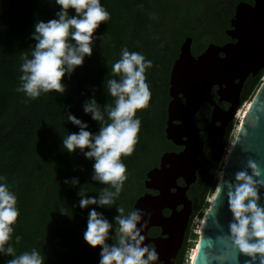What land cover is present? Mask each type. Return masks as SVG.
Wrapping results in <instances>:
<instances>
[{
  "label": "trees",
  "instance_id": "16d2710c",
  "mask_svg": "<svg viewBox=\"0 0 264 264\" xmlns=\"http://www.w3.org/2000/svg\"><path fill=\"white\" fill-rule=\"evenodd\" d=\"M240 1L100 0L110 19L94 33L97 39L91 57L62 79L63 94L29 99L16 91L21 57L30 58L35 22L55 18L59 9L55 0H0V176L17 196L19 216L10 241L17 253L36 248L45 256V264H99V247L92 249L83 238L89 209L79 207L78 189L64 181L78 178L85 194L92 197L106 186L92 181L93 162L79 150L72 154L63 150L62 137L79 131L66 114L87 123L90 132H98L101 122L85 114L82 105L94 97L107 122L103 107L114 101L106 92L107 80L119 79L112 75L111 66L120 58L121 49L141 53L152 62L145 72L149 105L136 114L141 121L137 144L131 156L122 157L127 179L111 209L96 208L112 222L117 206L133 210L136 199L147 192L146 173L158 165L164 152L174 148L165 136L166 110L169 74L181 44L191 37L193 52L199 54L224 37ZM69 14L74 13L69 10ZM263 79L264 70L249 81L242 104ZM212 181L197 186L193 217L205 206V197L214 188ZM16 236L21 237L18 243ZM8 259L0 256V264ZM181 264H185L184 257Z\"/></svg>",
  "mask_w": 264,
  "mask_h": 264
},
{
  "label": "clouds",
  "instance_id": "9594fccd",
  "mask_svg": "<svg viewBox=\"0 0 264 264\" xmlns=\"http://www.w3.org/2000/svg\"><path fill=\"white\" fill-rule=\"evenodd\" d=\"M55 4L59 9L55 18L34 24L31 39L35 44L30 58L21 57L22 75L16 91L29 99L52 92L63 94L66 86L62 79L70 77L86 57H91L94 39H97L94 33L110 19L100 0H55ZM69 10L74 14L70 15ZM151 67L152 62L141 53L130 52L126 47L121 49L120 58L111 66L112 75L119 79L107 80L106 92L114 98L113 105L103 107L107 122L94 97L82 105L85 114L101 122L98 132H90L87 123L71 113L66 114L79 131L62 137L63 150L68 154L79 150L93 162L92 181L106 186L92 197L85 194V185L81 186L78 178L64 181L65 185L78 189L79 207L89 209L83 238L92 249L99 247V264L158 262L155 248L144 243L143 228L147 220L141 210L126 212L124 206H117L112 222L96 210L111 209L127 179L122 157L131 156L137 144L141 121L136 114L149 105L151 93L145 72ZM248 168L251 174L237 172L227 193L232 215L228 231L234 248L248 258L249 264H264V207L260 205L259 195L264 189V179L254 161L248 162ZM3 181L4 177L0 176V256L11 257L6 264H45V256L36 248L17 253L10 243L19 210L15 192ZM20 239L15 237L17 243Z\"/></svg>",
  "mask_w": 264,
  "mask_h": 264
},
{
  "label": "water",
  "instance_id": "95a60500",
  "mask_svg": "<svg viewBox=\"0 0 264 264\" xmlns=\"http://www.w3.org/2000/svg\"><path fill=\"white\" fill-rule=\"evenodd\" d=\"M230 24L231 29L226 34L235 42L224 46L211 43L199 54H194L193 39L187 37L169 74L165 136L182 150L164 152L160 156L158 165L146 173L144 187L148 192L138 197L133 206V210H141L147 220L143 228L144 243L154 245L157 264H173L192 215L187 192L196 182L198 159L204 156L196 115L202 105H215L212 90L218 87L220 99L232 106L227 113L216 107L214 120L224 116L236 119L246 79L264 70V0L239 3ZM249 161L258 165L264 179V80L233 138L191 264H249L248 258L232 244L228 231L232 215L227 198L236 173L248 171L251 174ZM179 180H183L184 185L181 186ZM259 195L260 205L264 207V189ZM180 206L182 209L178 210ZM166 210L170 212L168 216ZM151 228H159L161 237L151 238L148 234Z\"/></svg>",
  "mask_w": 264,
  "mask_h": 264
},
{
  "label": "flooded vegetation",
  "instance_id": "af4514ba",
  "mask_svg": "<svg viewBox=\"0 0 264 264\" xmlns=\"http://www.w3.org/2000/svg\"><path fill=\"white\" fill-rule=\"evenodd\" d=\"M241 2H247V3L253 4V0H247V1L242 0L238 2L237 5ZM237 5H235V8ZM235 8H234V11H233L234 13L232 17L229 19L228 28L224 30L225 36L212 43L224 46V45L235 42L226 34V31L231 29L230 21L234 17ZM253 78L255 77L252 75L249 76L244 83V86L240 93L241 105L243 103L245 94L247 93L249 81ZM218 90H219L218 87H214L212 90V97L214 99L215 105H211V104L202 105L200 111L195 117L196 124L198 125L200 129L199 137L203 144L204 156H201L198 159L199 167L197 169V174H196L197 179H196V182L190 187V189L187 192V196L192 202V215L190 217V222H189L188 228L185 233L183 244L181 248L179 249L177 256L173 260V264H181L182 259L185 255L184 253L186 252L187 241H188L187 234L189 233L191 219L193 217L194 210L196 208L194 204V198L199 193V189L197 186L199 185V183L205 185L212 181L216 173V168H217L219 159L221 157L222 150L223 148H226L227 145H229L231 130L236 120V119L231 120L229 117H226V116H224L223 118H220V120H214L213 112L216 109V107H219L221 110L227 113L231 109V106H232L228 101L220 99V97L218 96ZM206 129L208 131H206ZM233 138H234V135H233ZM181 150L182 148H178L174 146V148L169 151L180 152ZM178 183L181 186L184 185L183 180H179ZM181 209H182L181 206L178 207V210H181ZM169 214L170 212L166 210L165 215L168 216ZM148 234L151 238L161 237V230L159 228H151ZM150 245L154 247L153 244H150ZM158 264H163V263H158Z\"/></svg>",
  "mask_w": 264,
  "mask_h": 264
},
{
  "label": "rangeland",
  "instance_id": "374dc122",
  "mask_svg": "<svg viewBox=\"0 0 264 264\" xmlns=\"http://www.w3.org/2000/svg\"><path fill=\"white\" fill-rule=\"evenodd\" d=\"M261 84H262V82H261ZM260 85H259V87H260ZM253 96H254V94H252L248 98L247 102L250 103L252 98H253ZM246 103L242 104L240 109L238 110V113H237L238 114L237 115L238 119L235 120L234 125L232 127L230 140H229L230 141L229 145H227L226 148H223V150H222V154H221V157L219 159V162H218V165H217V168H216V174L214 175L213 181H212V186L214 188H213V190L211 189L210 192L205 197V206L201 210H199L197 212V214L191 219L189 239L187 241V248H186V252H185V255H184L185 264H189L190 255H191L190 253H191V251L194 250V249H191V247L195 248L197 246V242H198V239H199V229L202 228V226L204 224L205 216L208 213V211L210 209V204L213 202L214 196H215V194L217 192L218 185H219V182H220V177L222 175L223 168H224V161H225V158L228 155V152H229V150L231 148V145H232V142H233V135L237 131V128L240 125V121L243 119V117L245 115L244 106L246 105Z\"/></svg>",
  "mask_w": 264,
  "mask_h": 264
},
{
  "label": "bare ground",
  "instance_id": "6f19581e",
  "mask_svg": "<svg viewBox=\"0 0 264 264\" xmlns=\"http://www.w3.org/2000/svg\"><path fill=\"white\" fill-rule=\"evenodd\" d=\"M252 101V100H251ZM251 103V102H250ZM250 103L249 102H247L246 103V105L244 106V113L246 114V112H247V110L249 109V107H250ZM245 116V115H244ZM244 118V117H243ZM243 120V119H242ZM235 134H236V132H235ZM235 134H234V137H235ZM233 143V142H232ZM229 153V152H228ZM220 179H221V177H220ZM216 195V194H215ZM214 198H215V196H214ZM213 201H214V199H213ZM213 203V202H212ZM211 203V204H212ZM205 220V219H204ZM201 229L202 228H200L199 229V233H200V231H201ZM191 255H190V260H189V264H191V261L194 259V257H195V254H196V247L194 248V250L193 251H191V253H190Z\"/></svg>",
  "mask_w": 264,
  "mask_h": 264
},
{
  "label": "built area",
  "instance_id": "2783aa9c",
  "mask_svg": "<svg viewBox=\"0 0 264 264\" xmlns=\"http://www.w3.org/2000/svg\"><path fill=\"white\" fill-rule=\"evenodd\" d=\"M237 113H238V111H237ZM237 115H238V114H236V120L238 119V118H237Z\"/></svg>",
  "mask_w": 264,
  "mask_h": 264
}]
</instances>
